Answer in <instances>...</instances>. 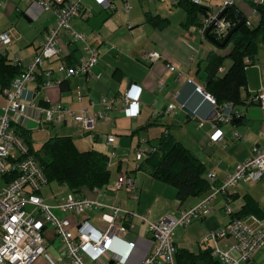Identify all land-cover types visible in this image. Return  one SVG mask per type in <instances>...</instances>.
Segmentation results:
<instances>
[{"label": "crops", "instance_id": "obj_1", "mask_svg": "<svg viewBox=\"0 0 264 264\" xmlns=\"http://www.w3.org/2000/svg\"><path fill=\"white\" fill-rule=\"evenodd\" d=\"M225 1L197 0L212 13L213 6L221 8ZM110 2L114 9L107 10L93 0H84L83 6L89 8L88 16H75L70 21L71 27L84 33L87 43L97 48L99 58L91 69L92 76L89 79L82 76L62 78L57 67L61 64L71 65L82 54L79 43H72L63 36L67 53L44 61L36 79L26 84V101L44 109L59 103L76 115L83 109L87 115H94L104 109L102 101L110 103L134 86L140 89L138 114L128 117L123 112L122 103L112 105L106 111V119L97 121L91 131L83 130L74 122L71 114H66L59 124L45 122L41 115L40 123H37L34 120L36 113L32 112V118L20 119L21 123L14 124L24 129L28 142L34 149L39 148L50 137L69 136L79 149H90L109 158L111 178L108 185L98 192L84 189L76 196L88 197L102 204L116 203L134 213L128 219L131 225L128 240L136 244L120 264H141L143 257L152 253L155 248L147 223L141 220V215L156 221L169 215L178 216L181 211L196 205L210 193V173L216 174L218 180L224 178L238 163L251 155L254 146L264 144V110L258 104L248 103L246 100L249 94L264 89V50L259 48L255 62L245 68L246 85L240 90L242 101L232 102L240 110V116L218 126L223 137L214 143L210 141V135L215 130L211 124L214 106L204 94L196 90V86H201L205 91L203 67L204 58L209 51L226 56L219 68L220 73L230 68L232 60L227 55L231 44L227 43L224 48L216 47L205 36L200 35L199 27H185L186 12L183 8L175 5L177 8L172 9L170 4H165L162 0ZM124 3L129 4L128 10L123 8ZM233 7L244 19L249 18L255 23L252 0H235ZM149 14L166 19L167 25L160 26L158 21H147ZM56 26L57 18L53 11L41 10L23 0H0V34L7 33L11 39L7 45L0 42V55L5 56L10 63L16 60L18 68L24 69L38 52L46 30ZM151 51L158 52L161 59L145 61L144 54ZM168 63L174 66L173 71L167 70ZM46 70L51 71L49 76L45 74ZM160 79L163 80L162 85L158 84ZM47 80L59 83L43 87L42 84ZM7 90L0 91V112L6 104ZM169 104H173L174 109L167 111ZM184 106L193 115L185 112L182 109ZM233 128L240 138L234 136ZM163 135L181 143L203 162L209 188L201 195L180 201L174 187L155 179L145 167L143 161L146 155L140 161L136 160L137 148L145 150L149 145H156ZM109 136L113 137L111 143L107 142ZM119 174H127L133 179L137 199L131 197V191L125 186L118 190L112 188L111 184ZM67 192L70 191L65 185L48 183L39 196L52 207L55 215L67 217L72 222L70 231L73 236L78 233V223L83 221L95 228H104L100 218L102 211L99 209L82 214L60 211L56 207L57 198ZM226 204L230 214L224 209ZM250 215L264 219V175L258 181H241L232 186L227 196L215 201L210 214L186 225L189 228L176 227L174 244L197 252L209 229L226 226L232 217L246 218ZM40 216L42 217L41 214ZM41 217L36 214V218L43 221ZM43 234L48 244L44 254L33 264H64L65 258L60 259L62 244L47 223L43 226ZM227 244L228 242L222 241L220 246L226 247ZM112 247L117 252L128 251L121 240L115 239ZM91 253L86 250V261L90 260ZM245 264H264V248L255 250L251 262Z\"/></svg>", "mask_w": 264, "mask_h": 264}, {"label": "built area", "instance_id": "obj_2", "mask_svg": "<svg viewBox=\"0 0 264 264\" xmlns=\"http://www.w3.org/2000/svg\"><path fill=\"white\" fill-rule=\"evenodd\" d=\"M26 4L38 6L41 10L53 11L57 18V26L49 28L43 35L38 52L33 56L30 64L17 74L11 81L9 89L5 92L6 104L0 112V264H33L37 258L44 254L48 240L43 234V226L49 224L62 244L61 258H65L64 264H112L122 263L135 246L134 241L128 240L130 232V222L133 217L131 213L123 209L116 203L102 204L88 197H77L71 192L63 194L57 198L56 207L71 214H82L88 210L99 209L102 211L101 221L104 228H95L87 221L78 223L77 235L73 236L70 231L72 222L67 217H59L52 211V207L43 202L39 196L40 191L48 185V180L37 161L29 154L26 143L13 130L11 123H21L20 119H30L34 112V120L40 123L41 115L45 122L61 123L66 114H71L76 124L85 131L93 130L99 120L106 119V111L115 104L124 105L123 112L128 117L138 114L139 90L132 87L124 94L117 96L110 103L102 101L104 109L94 115H87L83 109L79 115L66 108L62 104H55L49 108L37 107L33 102L26 101V84L36 79L37 72L42 67L45 60H51L67 53L63 45L62 37L66 36L70 42L80 44L81 57L71 65L61 64L57 71L62 78L69 79L75 76H82L89 79L92 67L98 62L97 48L87 43L86 35L71 27L70 21L75 16L86 17L89 8L83 6L84 0H23ZM104 9H114L110 0H93ZM197 2V0H193ZM179 0H170L171 5H176ZM255 5L263 4L264 0H252ZM235 0H226L218 13L209 12L203 19L198 32L205 36V31L210 27V34L218 40H222L228 31L235 25L227 16H220V12L228 7L234 6ZM123 8L129 9V4L124 3ZM255 20L258 18L255 7L252 10ZM247 26H252L253 22L249 18L244 19ZM11 41L7 33L0 34V42L3 45ZM144 60L154 62L161 59L158 52H146ZM245 64L250 65L251 59L246 57ZM16 63V60H13ZM169 71L174 70V66L166 64ZM45 74L49 76L50 70ZM59 82L47 80L43 87H52ZM159 85L163 80H159ZM196 90L213 104L212 127L215 129L210 135L211 142H219L222 131L219 125L229 123L234 117H239L241 112L236 109L232 102L221 105L216 104L215 98L204 91L201 86H196ZM248 103H256L260 109L264 110V89L247 96ZM174 105L169 104L167 111L173 110ZM30 112V114L28 113ZM33 112V113H32ZM235 137L240 138L238 132L233 128ZM113 137H107V142L111 143ZM156 150L155 145H149L145 150L137 148L135 158L140 161L143 155ZM107 167L109 158L107 157ZM264 175V144L254 146L251 155L238 163L234 170L218 180L216 174H209L210 193L196 205L181 211L178 216H167L160 221L149 220L146 215H141L145 221L155 248L152 253H147L141 264H175V251L173 235L176 227L186 226L193 221L200 220L213 210V204L219 197L227 196L229 189L238 182H254ZM112 188L118 190L127 187L131 191V197L137 199V188L133 179L127 174H119L117 179L111 184ZM99 189L94 188V192ZM225 211L230 214V209L226 204ZM36 214H41L43 221L36 218ZM126 223L128 226H126ZM121 240L127 246V252H117L113 249L114 240ZM204 241L212 246L211 255L220 262L226 264H242L251 262L255 250L264 248V219L256 215L246 218L232 217L230 222L224 227L209 229ZM222 241L228 242L226 247H221ZM86 250H90L92 255L90 260H85Z\"/></svg>", "mask_w": 264, "mask_h": 264}, {"label": "trees", "instance_id": "obj_3", "mask_svg": "<svg viewBox=\"0 0 264 264\" xmlns=\"http://www.w3.org/2000/svg\"><path fill=\"white\" fill-rule=\"evenodd\" d=\"M252 5L258 14L255 23L252 26L244 23L228 41L231 44L227 55L232 60L230 68L224 73L219 72L226 56L218 52L209 51L204 58L205 91L215 98L217 105L242 101L240 90L246 85L245 68L248 66L244 59L250 58L253 64L259 45L264 46V3ZM176 6L186 12L185 27H200L202 19L210 12L208 7L193 0H179ZM222 16L237 22L231 10L225 11ZM147 21H158L160 26L167 25L166 19L150 14L147 15ZM20 72L16 63H10L5 56L0 55V91L9 89L11 81ZM11 124L14 132L26 143L29 154L43 170L48 183L65 185L74 195L80 194L84 189L94 191V188L102 189L108 185L111 171L104 154L79 149L69 136L50 137L39 148L34 149L28 142L24 129ZM155 147L156 150L148 153L143 163L155 179L176 189V197L180 201L199 196L209 188L203 162L185 146L163 135ZM211 253L212 246L205 241L200 243L197 252L186 247H176L175 264H222Z\"/></svg>", "mask_w": 264, "mask_h": 264}, {"label": "water", "instance_id": "obj_4", "mask_svg": "<svg viewBox=\"0 0 264 264\" xmlns=\"http://www.w3.org/2000/svg\"><path fill=\"white\" fill-rule=\"evenodd\" d=\"M227 10H231L234 15L237 18V22L235 23V25L232 26V28L228 31V33L226 34V36L222 39V40H218L216 39L214 36H212L210 34V27L207 28V30L205 31V37L211 41L216 47L218 48H224L226 46V44L228 43V41L230 40L231 35L238 29L240 28L243 24H244V17L243 15H241L239 13V11L233 7V6H228L226 8H224L222 10V12L220 13L219 17ZM185 112H187L190 115H193V112L186 106H184L182 108ZM126 226H128V224L126 223ZM112 263V261H110V264Z\"/></svg>", "mask_w": 264, "mask_h": 264}, {"label": "rangeland", "instance_id": "obj_5", "mask_svg": "<svg viewBox=\"0 0 264 264\" xmlns=\"http://www.w3.org/2000/svg\"><path fill=\"white\" fill-rule=\"evenodd\" d=\"M168 1H169V0H162L163 3L169 5L170 3H168ZM168 5H167V7H168ZM170 6L172 7V9L177 8L175 5H171V4H170ZM219 10H220V8H219L217 5L212 7L213 14H216ZM205 40H206V39H205ZM205 42H207V41H205ZM259 48L262 49V50H264V46H263L262 44L259 45L258 49H259ZM260 49H259V50H260ZM37 216H38V217H41L40 214H39V215L37 214ZM41 218H42V217H41ZM180 228H184V227H180ZM185 228H189V226H185ZM178 230H180V229H178ZM175 232H176V231H175ZM194 243L196 244V242H194ZM243 264H245V263H243Z\"/></svg>", "mask_w": 264, "mask_h": 264}]
</instances>
